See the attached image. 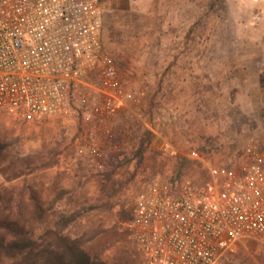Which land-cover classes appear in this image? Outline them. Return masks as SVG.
Instances as JSON below:
<instances>
[{"label": "rangeland", "instance_id": "rangeland-1", "mask_svg": "<svg viewBox=\"0 0 264 264\" xmlns=\"http://www.w3.org/2000/svg\"><path fill=\"white\" fill-rule=\"evenodd\" d=\"M101 1V48L134 99L108 108L87 88L38 121L0 115V217L41 233L75 215L105 264H138L125 223L143 186L205 183L264 147V0ZM219 262L264 264V247Z\"/></svg>", "mask_w": 264, "mask_h": 264}, {"label": "built area", "instance_id": "built-area-1", "mask_svg": "<svg viewBox=\"0 0 264 264\" xmlns=\"http://www.w3.org/2000/svg\"><path fill=\"white\" fill-rule=\"evenodd\" d=\"M103 18L100 0H0V115L38 121L82 106L87 88L108 108L132 101L101 48ZM207 168L205 183L137 192L125 231L138 264H216L246 242L264 247V147L238 171Z\"/></svg>", "mask_w": 264, "mask_h": 264}, {"label": "trees", "instance_id": "trees-1", "mask_svg": "<svg viewBox=\"0 0 264 264\" xmlns=\"http://www.w3.org/2000/svg\"><path fill=\"white\" fill-rule=\"evenodd\" d=\"M75 219L59 212L40 233L41 226L23 232L18 222L0 217V264H105L82 235L69 232Z\"/></svg>", "mask_w": 264, "mask_h": 264}, {"label": "crops", "instance_id": "crops-1", "mask_svg": "<svg viewBox=\"0 0 264 264\" xmlns=\"http://www.w3.org/2000/svg\"><path fill=\"white\" fill-rule=\"evenodd\" d=\"M220 262H218L217 264H219Z\"/></svg>", "mask_w": 264, "mask_h": 264}]
</instances>
